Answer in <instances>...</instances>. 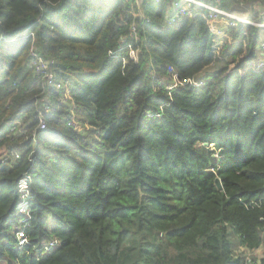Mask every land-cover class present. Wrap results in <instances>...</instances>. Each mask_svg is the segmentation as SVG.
<instances>
[{
    "label": "trees",
    "instance_id": "trees-1",
    "mask_svg": "<svg viewBox=\"0 0 264 264\" xmlns=\"http://www.w3.org/2000/svg\"><path fill=\"white\" fill-rule=\"evenodd\" d=\"M200 1L223 10L237 2ZM243 1L255 18L257 0ZM168 7L0 0V264H264V206L249 205L264 197L263 33L217 22L218 33L193 5L170 22ZM25 30L33 35L14 39ZM32 45L62 89L28 66ZM72 111L80 129L68 124ZM39 113L46 127L33 141ZM18 123L25 133L13 134ZM26 170L31 244L20 250ZM32 247L40 251L23 253Z\"/></svg>",
    "mask_w": 264,
    "mask_h": 264
},
{
    "label": "built area",
    "instance_id": "built-area-1",
    "mask_svg": "<svg viewBox=\"0 0 264 264\" xmlns=\"http://www.w3.org/2000/svg\"><path fill=\"white\" fill-rule=\"evenodd\" d=\"M166 1L169 4L168 7V18L170 22L179 21L182 19L183 15L186 13L190 6H196L201 10H205L208 12V17L213 22L214 27L216 28L218 33L223 31V27H216L215 23L220 22L226 26H234L237 23H243L246 26H253L263 33V37L259 44V56L255 62L257 67L264 68V0H257V7L255 10V18H253L252 12H250L249 8L246 7L243 0H237L234 8L230 10H223L215 5H210L200 0H156V2H163ZM137 4L141 3V0H136ZM139 14L142 16L141 11ZM33 33L25 30L19 35H17L14 39L19 40L22 38H26L28 36H32ZM13 39V40H14ZM122 41V40H121ZM34 45H32L29 49V60L27 62L28 66L33 68V71L36 76L40 77L48 87L54 86L56 89H62L63 84L62 81H56L54 73L52 71L51 66L52 61H47L43 57H41L36 50H34ZM52 64V65H51ZM202 83V82H199ZM176 86V85H174ZM173 87L167 86L166 89H170ZM45 109H48L49 106H44ZM68 124L71 125L73 121V117L69 115L67 118ZM19 123L13 126L11 129L13 130V134L17 132L19 134L25 133V129L23 127H18ZM46 127V123L44 118L41 117L40 113L38 115L37 125L31 132V138L33 141L36 140V130L37 129H44ZM0 152L1 149H0ZM15 158L19 157L18 152H12ZM1 158V157H0ZM29 161H33L34 157L32 153L28 155L27 158ZM30 182L31 178L29 173L23 171L17 181V192L19 193V200L15 206L17 212L22 215L19 225H16L15 236L17 240V247L20 250H23L26 245H30V241L28 237L25 235V228L30 224L31 219V203L30 200L33 199V195L30 192ZM263 203L264 206V197L260 198L258 201H250L249 205L251 206H261ZM260 221L264 222V215L260 218ZM58 244L57 240H51L48 245L44 247V252H49L53 247ZM30 251L38 252L40 251L39 248L32 247V249H26L23 251L26 252V255L30 254ZM246 264H262L258 259H252L251 257L246 258Z\"/></svg>",
    "mask_w": 264,
    "mask_h": 264
},
{
    "label": "rangeland",
    "instance_id": "rangeland-1",
    "mask_svg": "<svg viewBox=\"0 0 264 264\" xmlns=\"http://www.w3.org/2000/svg\"><path fill=\"white\" fill-rule=\"evenodd\" d=\"M215 68L216 67H213V68H210L208 70L206 69V70L202 71L201 73H199L198 75L195 76V80H197V81H204V79H207L208 78V74H206V72L211 73V72H213L215 70ZM166 79L167 78H165V80ZM167 86H165V88ZM71 116L75 120V124H74L75 127H77V128L80 129V121H79V118H78V112L72 111ZM104 131L105 130H101L99 132V134L101 133L100 135H102L104 133ZM89 137H90L89 138L90 141H95L97 143V145H95V147H97L99 151L103 152L104 151V148L101 145L102 141L100 140L99 136L98 135L95 136V135L89 134ZM55 144L58 145V146H61V147H67V148H69V150L71 151L72 154L78 155V151L75 150L72 146H69V144L64 139H62L60 137H57V139L55 140ZM5 153L6 152H4V150H2V152H0V157H2Z\"/></svg>",
    "mask_w": 264,
    "mask_h": 264
},
{
    "label": "water",
    "instance_id": "water-1",
    "mask_svg": "<svg viewBox=\"0 0 264 264\" xmlns=\"http://www.w3.org/2000/svg\"><path fill=\"white\" fill-rule=\"evenodd\" d=\"M204 146L206 147L207 150H213L214 149V143H204ZM215 156L217 157H221L222 156V149H219ZM214 185L216 186L217 189L221 190L222 189V185L220 182V179L218 177H215L214 179ZM263 231H264V227H263Z\"/></svg>",
    "mask_w": 264,
    "mask_h": 264
},
{
    "label": "crops",
    "instance_id": "crops-1",
    "mask_svg": "<svg viewBox=\"0 0 264 264\" xmlns=\"http://www.w3.org/2000/svg\"><path fill=\"white\" fill-rule=\"evenodd\" d=\"M206 70V69H205Z\"/></svg>",
    "mask_w": 264,
    "mask_h": 264
}]
</instances>
